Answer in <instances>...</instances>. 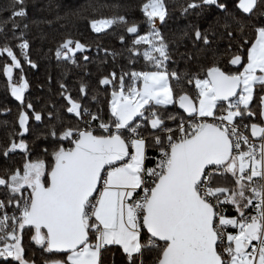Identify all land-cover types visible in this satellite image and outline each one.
<instances>
[{
  "label": "snow or ice",
  "instance_id": "snow-or-ice-1",
  "mask_svg": "<svg viewBox=\"0 0 264 264\" xmlns=\"http://www.w3.org/2000/svg\"><path fill=\"white\" fill-rule=\"evenodd\" d=\"M17 2L22 4L23 0ZM201 2L226 8L218 0ZM256 3L257 0H239L238 6L250 13ZM190 7L197 5L193 3ZM144 11L150 20L155 17L163 20L165 16L162 0H149ZM24 14L23 10L14 12L16 16ZM113 23L102 19L93 21L92 27L101 32ZM127 31L137 33L138 28L132 26ZM150 35L159 34L154 30ZM195 35L202 38L199 31ZM141 42L152 43L147 36L135 41ZM73 43L67 40L61 46L66 50L65 56L84 48L75 42L73 49L70 47ZM20 47L28 45L25 42ZM152 48L159 57L167 59L162 38L160 47L152 43ZM2 52H7L14 61L6 68L11 78L13 67H19V60L11 49H2ZM61 54L57 52L58 56ZM145 56L162 65V60L150 53L145 52ZM229 63L242 65L243 70L227 73L213 66L206 70L205 78L195 79L197 102L187 94L178 97L181 108L199 117H213L218 104L224 108L220 102H227L226 115L217 117L219 123L195 122L187 128L181 123L175 131L162 129L163 120L151 109L176 102L168 74L165 71L132 73L141 86L133 84L125 92L123 77L120 78L119 91L112 93L114 119L111 124L100 125L107 134L68 129L63 138L73 146L58 148L51 165L44 160L29 161L24 164L23 172L17 169L7 180L0 178V186H7L13 194L21 193L25 186L31 190L29 195L16 201L19 215L0 216V241H4L0 257L10 256L19 264H30L23 257L18 234L27 226L34 228L33 239L46 246L47 251L68 253L66 260L52 264H99L101 250L112 245L122 248L129 264H133L134 255L141 254L145 247L158 251L156 264H264V183L258 186L245 183L254 177L264 180V143L257 153L255 144L239 134L233 123L234 118L245 112L253 115L249 104L254 85L264 86V27L257 29L246 57L237 54ZM110 82L107 78L102 81L103 84ZM26 87V82L13 85L12 94L23 101ZM261 99L264 102V97ZM79 107L73 102L68 111L79 115ZM145 111L149 112L148 116ZM137 117L149 122L152 129H162L166 137L153 136V145H146L138 131L141 125L135 122ZM27 119V114L22 113L20 125L24 126ZM35 119L40 120V115ZM250 127L252 135L264 141V126L252 124ZM124 132L131 135L126 137ZM241 142L248 145V151L233 155V149L239 150ZM149 146H156L159 151L154 167L145 165ZM16 149L27 152L28 146L23 141L13 142L4 155ZM249 164L251 170L245 176ZM220 170L237 176L238 187H212V178ZM246 191L251 195H246ZM227 203L234 206L237 217L223 214L220 206ZM3 207L0 201V208ZM250 207L255 209L254 215L245 214L244 210ZM228 226L239 231L228 234L225 231ZM145 230L149 234L146 244L141 242ZM225 239L228 244L223 253L227 258L218 251Z\"/></svg>",
  "mask_w": 264,
  "mask_h": 264
},
{
  "label": "trees",
  "instance_id": "trees-1",
  "mask_svg": "<svg viewBox=\"0 0 264 264\" xmlns=\"http://www.w3.org/2000/svg\"><path fill=\"white\" fill-rule=\"evenodd\" d=\"M162 1L165 16L156 26L144 11V5L149 0H23L22 4L17 0H0V50L11 49L19 60V67H13L9 78L6 68L14 61L7 52L0 53V178L7 180L17 169L23 172L24 164L29 161L44 160L51 165L53 153L58 148L73 146L63 138L68 129L107 134L100 125L111 124L114 119L111 113L112 93L119 91L121 77L127 92L133 84L132 73L156 70L168 73L176 102L155 105L151 110L163 120L162 127L175 131L180 121L196 115L189 114L178 102V97L183 94L197 102L195 79L205 78L206 70L213 66L227 73L243 70L242 65H231L229 61L237 54L246 57L257 29L264 27V0H257L250 13L239 8V0H218V4L226 5L224 9L218 5L203 4L201 0ZM193 3L197 7H190ZM20 10L24 11L23 16L14 15ZM102 19L113 20L114 23L96 32L92 22ZM132 26H137V33L127 31ZM154 30L159 34L154 36L156 44L160 46L162 38L166 45V60L159 57L158 52L152 55L161 59L162 65L145 56L148 43H135L139 37L150 35ZM196 31L202 33V38L196 37ZM203 37L207 38V42ZM67 40L74 42L70 46L73 49L75 42L84 45V48L65 56L63 51L66 50H62L61 46ZM25 42L28 47L21 48ZM58 51L62 53L60 56ZM105 78L111 82L103 84ZM24 82L27 87L23 92V101H20L12 94V86ZM263 92L264 86L258 84L252 102L257 110L251 104L249 111L253 115L245 112L239 117L249 126L263 123ZM72 102L80 104V117L68 111ZM220 103L224 105L225 102ZM224 109L225 106L221 108L218 104L214 116L220 115ZM22 113L28 117L24 126L19 123ZM37 114L40 120L35 119ZM148 115L146 111L145 116ZM135 122L141 125L140 135L146 138V145H153V136L163 139L167 135L161 129H152L150 123L141 117ZM20 141L28 146L27 152L16 149L4 155L13 142ZM157 149L156 146L147 147L146 156ZM236 180L237 176L226 172L215 176L212 185L235 189L238 186ZM245 183L258 185L255 178ZM25 190L13 194L7 186H0V200L9 210H19L16 201L22 200ZM247 195L251 193L247 191ZM227 214L229 217L238 216L233 205H230ZM18 234L23 257L31 264L66 260L68 253L49 252L46 246L36 243L34 228L26 226ZM148 236L145 230L141 242L146 244ZM3 243L0 241L1 245ZM158 254L156 249L145 247L141 254L134 255L133 264H156ZM0 264L19 262L14 257L5 256L0 257ZM99 264H129V261L120 246L112 245L101 250Z\"/></svg>",
  "mask_w": 264,
  "mask_h": 264
},
{
  "label": "built area",
  "instance_id": "built-area-1",
  "mask_svg": "<svg viewBox=\"0 0 264 264\" xmlns=\"http://www.w3.org/2000/svg\"><path fill=\"white\" fill-rule=\"evenodd\" d=\"M219 116H221V115L214 116V117H212V120H209V121H211L212 123L213 122L219 123V120L217 119V117H219ZM195 122H204L203 117H199L196 114V115L191 116V117H189V118H187L185 120L180 121L179 125L181 123H183L184 124V127L187 128L188 125H189V123H195ZM233 123L236 125L239 134H241L243 136H247L249 138V142L255 144L256 151H257V153H259V151H260V145H261V143H264V141H262L261 138H254V136L251 134L250 126H249V124L247 122H245V121H243V120H241V119L238 118V119H234ZM162 129H165V128L162 127ZM162 129H161V131H163ZM138 131L140 133V130L139 129H138ZM124 135L127 137V136H129L131 134L128 133V132H124ZM233 139L235 140V137H233ZM240 151H248V145L245 144V143H243V142H241V148L239 150L233 149V155H238ZM148 157L149 158L145 161V165L147 167H154L155 164H156V162L159 159V151H158V149L155 152L151 153ZM257 159H259V155H257ZM250 170H251V168L250 167H247L246 170H245L244 175L245 176L248 175L249 172H250ZM225 173L226 172H223L222 170L217 171V172H215L213 178L215 176H218V175H224ZM213 178H212V181H213ZM259 181L260 180H257V182H259ZM211 186L213 187V185H211ZM139 195L142 196L143 193L140 192ZM221 199H223V197H221ZM0 201H2V200H0ZM3 203H4V201H3ZM230 205H231L230 203H227V204H222L220 206V208L223 210V214L226 215L227 217H229L227 213L230 210ZM244 211H245V214L246 215H254L255 214V209L253 207H250L249 209L244 210ZM5 213L7 215H9V216L19 215L20 214V209L19 210H16V211L9 210L6 207V204L4 203V207L3 208H0V216H3ZM11 223H13V222L12 221H9V224H11ZM234 229H236V228H234L232 226H228L225 229V231H226V233L231 234ZM0 235H2V233H0ZM254 243H258V242H254ZM227 244H228V241L225 239L223 241V243L218 246V251H221V253L224 255V258H227V255L223 253V248L226 247Z\"/></svg>",
  "mask_w": 264,
  "mask_h": 264
},
{
  "label": "rangeland",
  "instance_id": "rangeland-1",
  "mask_svg": "<svg viewBox=\"0 0 264 264\" xmlns=\"http://www.w3.org/2000/svg\"><path fill=\"white\" fill-rule=\"evenodd\" d=\"M162 3H163V1H162ZM164 5V4H163ZM256 6V5H255ZM164 10H165V8H164ZM243 10V9H242ZM160 18L159 17H155V18H153L152 19V22H153V24L154 25H158L159 23H160ZM99 21V20H98ZM147 37L149 38V40L150 41H152V43H154L155 45H156V47L157 48H159L160 46L159 45H157L156 44V42H155V37L154 36H152V35H147ZM152 43H148L149 44V47H148V49H147V52L148 53H150L151 55H153L154 53H155V51L153 50V48H152ZM156 71H161V70H156ZM156 71H146V72H156ZM145 72V71H144ZM138 73H140V72H138ZM168 74V73H167ZM168 79H169V84H170V76L168 75ZM133 84H135L136 86H141V84H140V82L139 81H135L134 79H133ZM132 84V85H133ZM170 86H171V84H170ZM173 97H174V95H173ZM235 98H233V100H234ZM174 100H175V98H174ZM111 103H112V100H111ZM158 106H165V105H158ZM145 113H146V111H145ZM138 118V117H137ZM206 118V117H205ZM209 118V117H208ZM143 138H145L144 136H142ZM146 139V138H145ZM25 188H26V190H25V192H24V196H26V195H29L30 194V189H28L27 188V186H25ZM11 242V241H10ZM0 246H2L1 244H0ZM31 264V263H30Z\"/></svg>",
  "mask_w": 264,
  "mask_h": 264
},
{
  "label": "crops",
  "instance_id": "crops-1",
  "mask_svg": "<svg viewBox=\"0 0 264 264\" xmlns=\"http://www.w3.org/2000/svg\"><path fill=\"white\" fill-rule=\"evenodd\" d=\"M202 79V78H201ZM257 85L258 84H256V85H254V88H253V98H252V100H251V102H250V104H249V106H251V104H252V102H253V100H254V96H255V90H256V87H257ZM198 90V89H197ZM235 100V99H234ZM233 100V101H234ZM197 101H198V97H197ZM224 106H225V109H226V107H227V102H225L224 103ZM254 106V110L256 109L257 110V106L255 105V103L254 104H252V107ZM243 108V106H241V109ZM225 109H224V111L220 114V115H226V111H225ZM198 115V114H197ZM239 117H241V116H239ZM239 117H236V118H234V119H238ZM203 118H205V117H203ZM206 118H208V117H206ZM209 118H212V117H209ZM258 124H261V125H263L264 126V123H258ZM248 167H250L251 168V165L249 164V166ZM255 179H256V181L257 180H260L259 182H258V185H260L261 183H264V180H261V178L260 177H254ZM257 185V186H258ZM256 186V185H255ZM238 187V186H237ZM236 187V188H237ZM246 195H247V191H246V193H245ZM239 231V229H234L233 231H232V233L231 234H236L237 232Z\"/></svg>",
  "mask_w": 264,
  "mask_h": 264
},
{
  "label": "water",
  "instance_id": "water-1",
  "mask_svg": "<svg viewBox=\"0 0 264 264\" xmlns=\"http://www.w3.org/2000/svg\"><path fill=\"white\" fill-rule=\"evenodd\" d=\"M75 51H77V50H75ZM74 53V52H73ZM262 97H264V92H263V94H262V96H261V98ZM233 99V98H232ZM73 103V102H72ZM72 103H71V106H72ZM77 104H79V103H77ZM80 105V104H79ZM78 112H79V115H78V117H80L81 115H80V112H81V106L79 107V109L77 110ZM76 113V112H75ZM262 113H264V102H262V99H261V118H262V121H263V123H264V115H262ZM206 122H209V123H212L211 121H209V120H206ZM256 125H259V126H263V125H261V124H256ZM252 134V133H251ZM254 138H260V137H258V136H254ZM63 253H67V252H63Z\"/></svg>",
  "mask_w": 264,
  "mask_h": 264
}]
</instances>
